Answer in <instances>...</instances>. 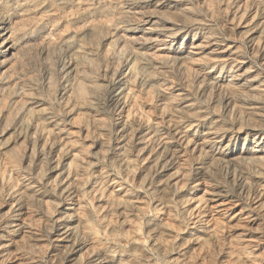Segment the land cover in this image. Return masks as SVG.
Wrapping results in <instances>:
<instances>
[{
    "label": "rangeland",
    "instance_id": "obj_1",
    "mask_svg": "<svg viewBox=\"0 0 264 264\" xmlns=\"http://www.w3.org/2000/svg\"><path fill=\"white\" fill-rule=\"evenodd\" d=\"M0 264H264V0H0Z\"/></svg>",
    "mask_w": 264,
    "mask_h": 264
},
{
    "label": "bare ground",
    "instance_id": "obj_2",
    "mask_svg": "<svg viewBox=\"0 0 264 264\" xmlns=\"http://www.w3.org/2000/svg\"><path fill=\"white\" fill-rule=\"evenodd\" d=\"M71 208V207H70Z\"/></svg>",
    "mask_w": 264,
    "mask_h": 264
}]
</instances>
